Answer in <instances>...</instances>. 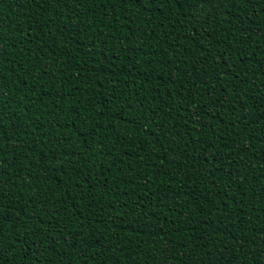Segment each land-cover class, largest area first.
I'll list each match as a JSON object with an SVG mask.
<instances>
[{
	"label": "trees",
	"instance_id": "16d2710c",
	"mask_svg": "<svg viewBox=\"0 0 264 264\" xmlns=\"http://www.w3.org/2000/svg\"><path fill=\"white\" fill-rule=\"evenodd\" d=\"M0 108V264H264V0H0Z\"/></svg>",
	"mask_w": 264,
	"mask_h": 264
},
{
	"label": "snow or ice",
	"instance_id": "6c2138e0",
	"mask_svg": "<svg viewBox=\"0 0 264 264\" xmlns=\"http://www.w3.org/2000/svg\"><path fill=\"white\" fill-rule=\"evenodd\" d=\"M47 2H49V0H45V3H47ZM56 2L59 4V3H61V0H56ZM125 2H126V0H125ZM186 2L197 3L198 0H186ZM199 2H203V3H213L214 0H199ZM220 2L222 3L223 0H220ZM233 2H235V0H233ZM53 19H55V18H53ZM57 26H59V25H57ZM65 27H67V26H65ZM224 55H227V52H225ZM237 79H239V78L237 77ZM209 95H211V93H209ZM4 111L5 110L3 108H0V122H2L4 119H11L10 116H5ZM202 115H207V113H203ZM193 130H195V129H193ZM213 175H214V173H213ZM217 187H220V185H217ZM122 206L123 207H126L127 205H122ZM137 210H139V209H137ZM117 219H119V217H115L111 222L113 224H115ZM7 231H8V229H5L4 227L0 226V259L3 258L2 257V253L4 251V246H5V233ZM33 234H35V233H33ZM41 243H43V241H41ZM233 243L235 244L236 242L234 241ZM225 255H227V253H225ZM5 264H6V262H5ZM185 264H187V262H185Z\"/></svg>",
	"mask_w": 264,
	"mask_h": 264
}]
</instances>
